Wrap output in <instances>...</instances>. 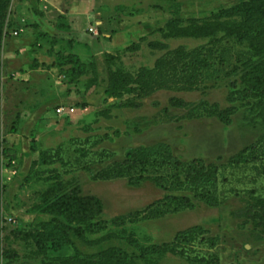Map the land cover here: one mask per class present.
Here are the masks:
<instances>
[{"label":"rangeland","instance_id":"obj_1","mask_svg":"<svg viewBox=\"0 0 264 264\" xmlns=\"http://www.w3.org/2000/svg\"><path fill=\"white\" fill-rule=\"evenodd\" d=\"M236 5L251 15L214 20ZM192 19L225 29L166 36ZM158 60L149 93H107L110 69ZM78 253L264 264V0H0V264Z\"/></svg>","mask_w":264,"mask_h":264},{"label":"trees","instance_id":"obj_2","mask_svg":"<svg viewBox=\"0 0 264 264\" xmlns=\"http://www.w3.org/2000/svg\"><path fill=\"white\" fill-rule=\"evenodd\" d=\"M244 5H236L234 7H231L229 9L221 10L213 15V18L215 21H218L223 18H231L236 17L241 14H247L251 15V10H247L243 8ZM190 24L188 25H180L179 20H172L168 22L166 25V36L167 37H202V36H211L215 33L216 29H225L224 24L221 23H214L212 21L204 20L200 23L197 19L190 20ZM249 27V29L252 28V30H258V27L262 25V21L260 18L255 17L251 20V22H248L245 24ZM226 27L229 28L228 33L234 34V28L231 25L226 24ZM243 38L249 37V32H245ZM181 49H179L177 52H179ZM162 60H158L155 66V69L157 73L150 70H142L137 75H133L130 72L124 71L122 69H110L108 72L109 76V87L107 89V93L109 95L114 94H122L124 92L132 91L133 89H137L135 87L139 86V91L142 93H149L150 90L154 89L153 86H141V83H144L146 79H151L150 81L154 84L157 80H155L154 77H156L157 74H159L162 70ZM198 64H196L197 66ZM136 85V86H135ZM147 85V84H145ZM164 85V84H163ZM159 87H161V84H158ZM1 153L8 158L9 163L11 164L15 159V151L9 148H5L1 151ZM51 211H56L59 206L53 204L50 206ZM100 207V205H99ZM66 208L62 206L61 210H65ZM56 234L54 238L51 239L52 241V247L54 250H60L64 247V245L68 244L70 242L69 235L67 232H65L59 223L54 228ZM79 230V229H78ZM79 232V231H78ZM153 252L158 253L161 250V246H154L151 248ZM71 263H82V264H88L89 262L87 260H84L82 255L78 253L75 257L70 258Z\"/></svg>","mask_w":264,"mask_h":264},{"label":"built area","instance_id":"obj_3","mask_svg":"<svg viewBox=\"0 0 264 264\" xmlns=\"http://www.w3.org/2000/svg\"><path fill=\"white\" fill-rule=\"evenodd\" d=\"M58 111H59V112H63V108H59Z\"/></svg>","mask_w":264,"mask_h":264}]
</instances>
